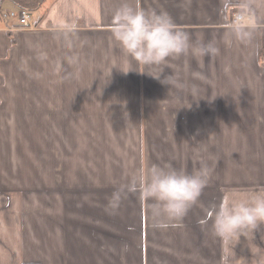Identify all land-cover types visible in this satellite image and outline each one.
I'll use <instances>...</instances> for the list:
<instances>
[{
  "label": "crops",
  "instance_id": "0c3cea01",
  "mask_svg": "<svg viewBox=\"0 0 264 264\" xmlns=\"http://www.w3.org/2000/svg\"><path fill=\"white\" fill-rule=\"evenodd\" d=\"M122 3L166 12L193 46L211 41L218 53L201 57L189 49L166 66L129 71L111 33ZM2 8L21 9L9 1ZM236 12L248 15V23L232 25ZM32 15L34 28L0 23V166L12 176L10 182L0 172V219L12 222L5 210L38 189L46 206L41 256L26 254L23 264H110L109 254L96 252L100 243H121L110 235L114 220L108 213L98 218V204L87 201L104 202L115 182L125 184L147 167L150 126L155 164L189 173L201 162L210 168L187 215L154 227L150 255L156 264H221L235 241L214 234L208 209L225 193L264 188V0H45ZM161 67L160 79L172 75L175 85L153 78ZM37 132L42 172L10 170L32 162L19 159L17 148H34ZM126 196L134 206L124 205L123 213L129 211L144 240L146 205L137 193ZM100 230L107 238L99 239ZM133 242L134 264H152L147 246ZM233 252V264H264V225L252 239L241 236ZM14 254L0 250V264H15Z\"/></svg>",
  "mask_w": 264,
  "mask_h": 264
},
{
  "label": "clouds",
  "instance_id": "9594fccd",
  "mask_svg": "<svg viewBox=\"0 0 264 264\" xmlns=\"http://www.w3.org/2000/svg\"><path fill=\"white\" fill-rule=\"evenodd\" d=\"M67 27L71 30L72 26ZM111 33L128 59L129 71L134 65L166 66L169 58L179 57L189 49L201 57L215 55L219 51L211 41L193 46L189 33L178 28L166 12L146 11L138 4L122 3L114 10ZM237 38L244 40L245 36L239 34ZM163 69L161 67L153 78L167 86L175 85L177 81L172 75L160 79ZM209 176L210 168L206 162H201L191 173L178 170L171 164H152L140 169L127 183L117 188L109 204L115 209L124 195L137 193L147 206L154 227L167 228L171 222H179L187 215L207 186ZM207 214L218 238L235 241L231 254L226 251L221 257V264H233V246L239 238L252 239L254 231L264 225V188L225 193Z\"/></svg>",
  "mask_w": 264,
  "mask_h": 264
},
{
  "label": "rangeland",
  "instance_id": "374dc122",
  "mask_svg": "<svg viewBox=\"0 0 264 264\" xmlns=\"http://www.w3.org/2000/svg\"><path fill=\"white\" fill-rule=\"evenodd\" d=\"M4 10V8H2ZM6 10V9H5ZM8 11V9H7ZM13 11H18V9H13ZM153 118V117H148ZM150 121V120H149ZM148 121V124H149ZM152 129L151 132V142L148 144V151H147V166H150L152 164H155V154H154V133H153V126H150ZM35 140V147L34 148H17L18 149V157L19 159H30L32 162H29L28 164L22 165L21 162H19V167L17 165H10V170L15 171H27L30 170V168H34V171L37 173L42 172V139H41V132L35 133V136L33 137ZM16 149V150H17ZM7 149H3V154L5 155ZM1 156V154H0ZM0 172L3 173L4 177L9 178L8 181L11 182V175L8 173L7 165L3 164L0 166ZM124 185V183H116L115 187L119 188L120 186ZM39 191H36L34 193H30L29 196L21 197V195L16 198L12 205L8 207L5 211L10 212L13 216L14 220L11 222V220H8L6 218L0 219V238L2 239L3 243L0 244V250H2V253L9 252V253H15L14 255L17 257V259H14L13 261L17 264L26 262L25 257L26 254L32 253L34 255L41 256L42 253V240L44 234H47L48 230L42 229L41 222L43 220V215L46 210V206L44 203V195L41 193V189H38ZM115 191V190H114ZM114 191L110 192L109 197L103 202L98 197L99 200H97V197L90 198L87 202L91 204L92 206L98 207V218L104 216L106 213L109 214L111 219L114 220V225L109 227L110 235H114L115 240L118 239L121 241V243L116 242L114 244H111L109 246L106 243H100L98 245V252H96L97 256L102 254H109V263L110 264H134L133 256L138 252L137 249V242L134 243V239L137 238L139 241V247L140 243H143L147 246V250L149 255L151 252H153L154 247V225L153 221L148 213L146 212V221H147V233L146 238L144 240H140V236H138L137 232L133 230V225L130 218L126 217V213L129 211H126L123 213L125 207L124 205H130L134 206L132 201L128 203L127 196L124 195L121 199L119 206L115 209L110 207V199ZM86 197V196H85ZM78 195H74L73 203L74 206H76L78 199ZM89 198V196H88ZM80 203V202H79ZM147 209V206H146ZM53 211H57L55 207L52 208ZM132 213V211H131ZM123 214L125 217H123ZM33 216V220L35 221V226L30 222V218ZM114 216V218L112 217ZM103 220V218H102ZM25 223V226L23 225ZM130 223L132 227H130ZM106 233L101 231L99 232V239L102 240L103 237H106ZM107 238V237H106ZM126 238V239H125ZM131 241V242H130ZM103 245V246H101ZM101 246V248H100ZM133 247L136 249L134 250ZM100 249V250H99ZM104 252V253H103ZM152 256V255H150ZM19 258V260H18ZM129 259V260H128ZM113 261V262H112ZM150 261L152 264H156L154 261V257L150 258ZM15 263V264H16ZM40 263V262H39ZM102 264V261H100ZM142 263V262H141ZM140 260H139V264ZM26 264H38V263H26ZM137 264V263H136Z\"/></svg>",
  "mask_w": 264,
  "mask_h": 264
},
{
  "label": "built area",
  "instance_id": "2783aa9c",
  "mask_svg": "<svg viewBox=\"0 0 264 264\" xmlns=\"http://www.w3.org/2000/svg\"><path fill=\"white\" fill-rule=\"evenodd\" d=\"M249 21L248 15L242 12H236L232 16L230 23L234 26L245 25ZM12 22L13 26L21 28H34L37 26V19H34L32 12L25 9L13 10H1L0 11V23ZM260 63L264 65V55L260 57Z\"/></svg>",
  "mask_w": 264,
  "mask_h": 264
},
{
  "label": "trees",
  "instance_id": "16d2710c",
  "mask_svg": "<svg viewBox=\"0 0 264 264\" xmlns=\"http://www.w3.org/2000/svg\"><path fill=\"white\" fill-rule=\"evenodd\" d=\"M5 1H9L21 9L33 12L42 8L45 0H0V11Z\"/></svg>",
  "mask_w": 264,
  "mask_h": 264
}]
</instances>
